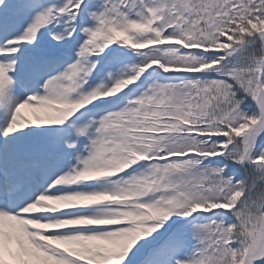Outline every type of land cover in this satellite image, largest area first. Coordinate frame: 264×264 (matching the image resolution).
Segmentation results:
<instances>
[{"label": "snow or ice", "instance_id": "obj_1", "mask_svg": "<svg viewBox=\"0 0 264 264\" xmlns=\"http://www.w3.org/2000/svg\"><path fill=\"white\" fill-rule=\"evenodd\" d=\"M0 264H264V0H0Z\"/></svg>", "mask_w": 264, "mask_h": 264}]
</instances>
